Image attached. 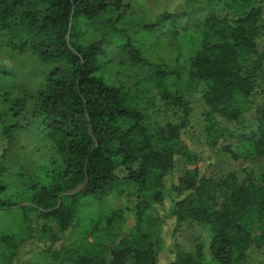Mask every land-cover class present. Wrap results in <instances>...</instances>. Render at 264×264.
<instances>
[{"label": "trees", "instance_id": "16d2710c", "mask_svg": "<svg viewBox=\"0 0 264 264\" xmlns=\"http://www.w3.org/2000/svg\"><path fill=\"white\" fill-rule=\"evenodd\" d=\"M195 2L175 35L195 32L196 46L186 66L174 67L151 61L130 36L114 54L104 39H86L82 26L122 21L127 0H0V49L54 65L33 91L0 88L7 151L18 129L35 124L56 154L41 173L10 174L0 161V210L21 208L26 226L0 234V264H19L29 241L50 264H161L168 218L174 236L188 224L211 236V258L203 240L184 250L174 239L168 264H248L251 254L264 262V0ZM115 55L134 80L106 74ZM199 101L202 134L192 145L206 148L215 159L208 164L187 143ZM181 157L188 166L177 174ZM241 160L257 165L230 163ZM114 190L131 203L105 209Z\"/></svg>", "mask_w": 264, "mask_h": 264}, {"label": "rangeland", "instance_id": "374dc122", "mask_svg": "<svg viewBox=\"0 0 264 264\" xmlns=\"http://www.w3.org/2000/svg\"><path fill=\"white\" fill-rule=\"evenodd\" d=\"M195 1L196 0H127L128 12L122 21H117L114 24H111V22H100L97 24L89 23L85 25V27L82 26V30L83 28L85 29L87 34L86 39L88 41L104 39V47L108 48L107 50L110 49L111 51H109L112 54H114V50L117 51L118 46L124 43L128 36H130L132 41L142 49L144 54L151 61L165 62L174 67H179L181 65L186 66L189 56L196 46V34L195 32L186 34L181 33L178 36L175 34L178 33L182 23L186 22L188 17H190L191 14L193 15V12L198 9V4ZM199 4L204 5L205 3ZM186 12L190 14L184 15L183 13ZM163 13L177 14L178 16L175 18L176 23L169 24V22H166L160 29L153 31H147L143 28L145 23L155 21ZM114 18H116V14L111 15L109 20L114 21ZM114 29H120L121 32H115ZM118 58L119 57L116 58L115 55L114 59L117 60L111 63L108 61L105 62V66L109 68L106 74L112 77L115 76V78H123L125 82L134 80L133 77H125L127 74H131L127 59H122V57H120L119 60ZM0 65L5 66L8 70H13L12 73L8 75L0 73V88L16 86L17 88H26L29 91L35 90L40 83L44 82L46 74L54 67L53 63H44L31 52L19 55L17 52L14 53L7 48L0 49ZM259 101L263 103L264 98L259 99ZM154 102L160 105L157 98ZM202 109V103L199 101L194 114L195 119L193 123L195 127L190 131L191 136L189 140L187 139V143L190 145L191 150H194L193 152L197 154V161L199 164L208 161L210 158L206 148L192 145V143H197L200 140L198 138L202 134V126L198 124L200 122ZM154 110L155 109H149L147 115H149V113L154 115ZM2 111L5 112L4 108L0 106V112ZM10 119L11 116H7V120ZM2 130L3 127L0 126V161L4 159V162L7 164V173L15 174L23 168H29L32 172L41 173L44 166L56 156V154L53 153L51 142L45 137L44 133L39 131L35 124H30L28 127L24 126L18 129L16 131L18 137L16 140L13 139L9 141L11 148L8 151V140L3 136ZM4 153L5 157L2 158ZM211 161H215V159L209 160L206 164ZM230 163L238 168L249 166L248 163H251L253 167L257 165V162L254 163L251 160H241V163L238 165L234 163V161ZM187 166V161L181 157L175 171L177 174H180L185 171ZM122 202L131 203L126 196H117L114 190L101 201V205L105 209L110 210L122 207ZM169 206H171V201L167 198L165 207L159 208V211L161 213H166ZM90 210L91 207L86 208L82 216L85 215L86 218H89ZM3 213L4 211L0 210V234L10 231L19 232L25 229L26 226L24 225L25 221L22 217L23 211L21 208H13V210L8 211V213ZM133 222L134 218L129 214V220L127 221L125 230H129L133 226ZM173 222V218H170V220L168 218L166 228L163 231L166 248L160 255L161 264H168L167 261L172 259V254H170V252L174 246V239L178 241L180 247L184 250H194L198 239L203 240L206 246V255L208 258H211L209 250L211 236L207 230L202 229L196 224H188L177 236H174L173 231L175 225ZM40 248L42 249L43 247L36 246L32 241L23 245L19 255L21 262L19 261L18 263L28 264L30 261V264H50L46 261L43 253H34L40 251ZM248 264H264V262L255 259L253 254H251Z\"/></svg>", "mask_w": 264, "mask_h": 264}]
</instances>
